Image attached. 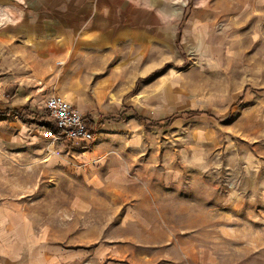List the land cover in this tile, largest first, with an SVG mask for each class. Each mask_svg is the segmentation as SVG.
Masks as SVG:
<instances>
[{"label": "rangeland", "instance_id": "rangeland-1", "mask_svg": "<svg viewBox=\"0 0 264 264\" xmlns=\"http://www.w3.org/2000/svg\"><path fill=\"white\" fill-rule=\"evenodd\" d=\"M165 11L170 37L152 49L61 73L63 92L38 85V119L52 123L57 93L94 120L86 147L44 125L34 146L13 142L19 121L0 115V200L19 204L20 235L56 264H264V0H165Z\"/></svg>", "mask_w": 264, "mask_h": 264}, {"label": "crops", "instance_id": "crops-1", "mask_svg": "<svg viewBox=\"0 0 264 264\" xmlns=\"http://www.w3.org/2000/svg\"><path fill=\"white\" fill-rule=\"evenodd\" d=\"M165 12V0H0V69L6 76L0 82V115L19 121L11 140L37 139L36 127L43 125L13 112L30 119L42 115L38 85L45 92H63L58 89L61 73L72 81L76 69L114 64L124 50L152 49L156 34L170 37L160 27ZM7 88L10 99L4 94ZM48 121L53 123L50 117ZM6 122L4 143L10 140ZM34 151L41 160V149ZM25 216L18 203L0 200V264H56L36 234L20 235L27 224Z\"/></svg>", "mask_w": 264, "mask_h": 264}, {"label": "built area", "instance_id": "built-area-1", "mask_svg": "<svg viewBox=\"0 0 264 264\" xmlns=\"http://www.w3.org/2000/svg\"><path fill=\"white\" fill-rule=\"evenodd\" d=\"M48 116L53 120L60 133H55L50 127L43 126L44 135L53 141L66 140L86 147L94 141L95 132L89 125V120L68 100L60 95H52L46 101Z\"/></svg>", "mask_w": 264, "mask_h": 264}, {"label": "trees", "instance_id": "trees-1", "mask_svg": "<svg viewBox=\"0 0 264 264\" xmlns=\"http://www.w3.org/2000/svg\"><path fill=\"white\" fill-rule=\"evenodd\" d=\"M15 115H19L21 118H23L25 121H27V122H36V123H38V124H40V125H45V124H47V123H45V121L44 120H42L43 118H41V119H38L37 117L35 118V119H30L28 116H25V115H22V114H19V112L18 111H14L13 112ZM199 114V112H185V114L184 115H186L187 117H193V116H195V115H198ZM140 119V118H139ZM173 121H174V118H170V119H168V120H162V121H159V122H157V123H155V124H152L153 126H155V127H160V128H168V127H170L171 125H172V123H173ZM49 126H50V128L55 132V133H60V131L55 127V124H48ZM89 125L92 127V128H94V122L93 121H89Z\"/></svg>", "mask_w": 264, "mask_h": 264}]
</instances>
